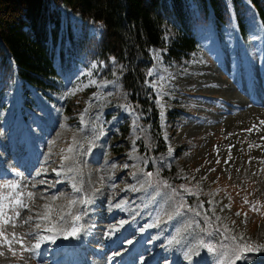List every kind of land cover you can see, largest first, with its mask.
<instances>
[{
    "label": "rangeland",
    "instance_id": "obj_1",
    "mask_svg": "<svg viewBox=\"0 0 264 264\" xmlns=\"http://www.w3.org/2000/svg\"><path fill=\"white\" fill-rule=\"evenodd\" d=\"M252 13L247 11L245 22L248 42L234 30V24L218 35L213 29H201V48L180 63L167 59L166 44L175 36V29L169 22L163 24L164 46L149 49L151 64L145 69V87L154 95L160 116L159 130L140 124L118 81L120 65L113 61L109 67L97 60L73 64L60 77H52L58 86L55 94L50 93L52 100L33 88L24 93L19 81L4 86L0 82V89H4V105L0 108V186L18 185L15 189L0 187V197L8 196L7 200L0 199V209L12 217L4 229L6 235L11 239L14 233L17 239H23L25 247H30L36 243V236H50L39 231L45 227L64 229L59 235L65 238L73 229L82 234L95 213L99 228L103 217L120 212L121 220L94 234L91 247L98 254L86 253L87 257L93 255L92 264H108L105 242L118 236L115 229H125L126 223L138 230L127 238V248H116L112 255L118 256L131 250L129 244L137 242L140 231L152 227L153 219L152 232L156 233L147 243L171 229L179 238L201 235L203 239L207 226L225 225L208 235L214 248L224 247L216 252L200 248L201 260L221 257L220 264H264V249L242 253V259H235L236 246L264 244V113L249 107L233 114L227 105L216 101L220 95L236 94L245 96L243 101L248 104V79L259 73L260 67L264 75V33ZM235 26L237 30V23ZM240 62L251 66L254 74L245 67L237 69L235 63ZM240 82L243 88H238ZM22 93L31 106H22ZM174 108L181 112L168 121L167 112ZM232 121L235 122L231 124ZM140 133L152 146V152L157 146L164 151L141 157L135 151ZM148 164L155 169L160 164L174 169L167 178L159 177L169 188L185 176L197 186V191L190 187L178 189L183 195L179 206L183 204V209H176L171 192L149 183L144 174ZM60 172H66V176L59 178ZM50 173L52 176H47ZM65 179L69 184L60 187ZM29 192L33 194L31 198ZM17 196L26 208L12 203ZM69 201L76 203L70 205ZM150 203L153 206L148 211ZM45 205L51 206L50 221L39 218L46 211ZM16 212L20 215L16 216ZM238 212L240 215H236ZM76 216L80 219L76 220ZM28 217L32 220L25 223ZM144 217L145 223H135ZM2 239L0 252L4 255L0 256V264L58 261L50 257L55 249L50 251L54 247L47 246V241L41 244L38 254L25 252L19 243H13L11 247L17 252L13 257L7 246H2ZM145 253L137 264L156 257L154 250ZM127 263L131 264L125 260Z\"/></svg>",
    "mask_w": 264,
    "mask_h": 264
},
{
    "label": "trees",
    "instance_id": "obj_2",
    "mask_svg": "<svg viewBox=\"0 0 264 264\" xmlns=\"http://www.w3.org/2000/svg\"><path fill=\"white\" fill-rule=\"evenodd\" d=\"M231 8L244 36L248 10L264 22V0H0V82L4 86L18 80L24 93L33 88L51 100L50 93L58 88L52 77L92 60L109 67L112 59L120 65L118 81L127 103L142 124L158 129L145 69L151 62L148 50L164 46L163 24L169 22L175 29L166 45L167 58L180 62L197 51L201 29L228 27ZM3 98L0 89V106ZM168 112L169 119L178 117L176 110ZM151 147L142 135L136 142L143 157L151 154ZM160 167L162 176L174 172ZM184 180L187 184L176 188L188 185L197 190L187 177Z\"/></svg>",
    "mask_w": 264,
    "mask_h": 264
},
{
    "label": "bare ground",
    "instance_id": "obj_3",
    "mask_svg": "<svg viewBox=\"0 0 264 264\" xmlns=\"http://www.w3.org/2000/svg\"><path fill=\"white\" fill-rule=\"evenodd\" d=\"M235 64H236V68L237 69L240 66L241 67H245V66H243L241 64V62L240 63H235ZM222 67L226 68L225 65H222ZM245 68L247 70L251 71V74H254L255 70L251 66L250 67H245ZM257 70H258V67H257ZM236 77H237V74H236ZM238 88H243L241 82L238 84ZM246 88L248 89L247 92L245 93L247 98H248V102H249L248 104H246L245 101H243L245 96L236 95V94H234L235 96H232L233 95L232 94L231 97H227L225 95H220V97H216V101L219 100L223 104L227 105V110L230 111L229 113H233L234 114L237 111H244V110L248 109L249 107L258 108L261 111L263 110L262 113H264V75L261 74V67H260V72L259 73L257 71L254 77H252L251 79H248V81L246 83ZM241 91H243V90H241ZM206 95L207 94H205L204 96H206ZM234 100H237V102L234 101ZM240 108H242V109L244 108V109L242 110ZM242 114H244V112H242L240 115H242ZM247 116H249V115H247ZM233 119L234 118H232L231 120H233ZM234 120H236V119H234ZM234 122L235 121H232L231 124H233ZM16 131H17V129H16ZM56 168H58V166ZM47 176L51 177L52 173L48 174ZM56 176L58 177L57 173H56ZM64 176H66V172H63V173L60 172L59 178L64 177ZM54 178H55V176H54ZM68 184H69L68 179H65L60 184V187L67 186ZM162 187H163V185H162ZM152 206H153V204L150 203V207L148 206L149 207L148 211L150 210V208ZM145 212H146V209H145ZM121 215L122 214L119 212L117 214H113V215L109 216L108 218L103 217L100 227L99 228H95L94 233L91 236V241L90 242L94 241V234L97 232V230H101L102 228H107L106 227L107 225L109 226L110 224L117 223L118 220H121V218H123ZM171 216H172V214L169 215V217H171ZM129 219H135V218H129ZM146 221L147 220L144 217V219H142V218L141 219H137V221H135V223L142 225ZM167 222L169 223V221H167ZM124 224L126 226L125 229H115L116 232H119L117 234L118 236L116 238L112 239L111 241H106L105 242L106 254H107L106 259L109 261L108 264H124L125 260L131 262V264H135V263L140 262L142 260L141 259L142 256L144 257L146 255L145 251L146 252H151L152 250H154L153 254H155V252H156V257L153 258L151 261H146L145 264H163V262H164L163 260L168 259L170 257L169 255H170L171 252H170L169 244L163 245V242H162V239H163L164 235L165 236L167 235V230L162 232L163 236H161V237L159 236L153 242L147 243L150 240V236L156 233V232H154V233L152 232L153 231L152 228H149V230L142 236L141 243L139 244V246L137 248L132 247L131 250H129V251L123 253V254H120L118 256L112 255L116 251V248H120V247L125 246V242H126L127 238L129 237V235L133 236L138 231V230L132 229L131 228V224L130 225H126V223H124ZM137 228H139V227H137ZM39 231L46 232V233H48L50 235H54L55 234L53 232L44 231V229H40ZM56 237H58V235ZM62 241L63 240H59V241H55L54 240V242L47 241L48 242L47 246L56 247L59 244V242H62ZM144 241L147 244H143ZM63 242H65V241H63ZM136 245L137 244H135L134 246H136ZM124 248H126V246ZM88 249H89L88 250V255L92 254V253H97V251H98V250L95 251V249H93V248H88ZM42 258H43V254L40 256V259H42ZM65 260L73 261L74 264H85V257L84 256H80V257L74 258V259H72L70 257H67V258H65ZM104 261H105V258H104Z\"/></svg>",
    "mask_w": 264,
    "mask_h": 264
},
{
    "label": "snow or ice",
    "instance_id": "obj_4",
    "mask_svg": "<svg viewBox=\"0 0 264 264\" xmlns=\"http://www.w3.org/2000/svg\"><path fill=\"white\" fill-rule=\"evenodd\" d=\"M69 152L73 151V149L70 147L68 149ZM65 159H67V157H65ZM59 175V173H57ZM149 176H151L152 174L151 173H148ZM0 187H5V188H11V189H15L18 187V185H15V184H5V185H2ZM74 190L76 191H79V189H75ZM28 197L31 198L32 197V193L29 192L28 194ZM0 199L2 200H7L8 199V196H2L0 197ZM53 199H56V197H53ZM83 203H88V201H82ZM248 201L245 200V203H247ZM12 203L15 205V206H18L20 208H26L27 205L25 204V202L19 198V196H17V198H15ZM76 201H69V204L70 205H73L75 204ZM45 209L46 211L39 217L40 219H43V220H46V221H50L51 219V206L50 205H45ZM20 213L19 212H16V216H19ZM236 215H240V213H236ZM61 219H63V217H61ZM76 220H79L80 217L79 216H76L75 217ZM12 220V217H9L7 216L6 213H4L2 211V209H0V221H2V224H0V238H3L2 239V246H7L8 247V250L9 252H11V255L13 257L17 256V252L11 247V245L13 243H19L21 245V248L23 249V251L25 252H31V253H34V254H38L39 252V249L41 247V244L44 243L45 241H51V242H54L55 240V234H58L59 232H63L65 231L64 229H57V226H53V227H45L44 228V231H47V232H53L55 233L54 235L52 236H36L35 239H36V243L31 245L30 247H25L24 246V243H23V239H17L15 234L13 233L12 234V237L11 239L6 235L4 229L9 226L10 222ZM30 220H32V217H28L27 220H25L24 222L25 223H28ZM12 227H15V225H12ZM36 228L37 229H40V225L37 224L36 225ZM27 235H33V233H28ZM70 235L72 236H75L77 235V230L76 229H73L70 233ZM65 239H67V236H65ZM232 239H235V237H232ZM261 249H264V244H261V245H251V244H248V245H239L238 248L236 249V256H235V259L236 260H240L242 259V253H245V252H253V251H258V250H261ZM4 253L3 252H0V256H3ZM21 259H23V257H21ZM233 264H235V262L233 261Z\"/></svg>",
    "mask_w": 264,
    "mask_h": 264
}]
</instances>
